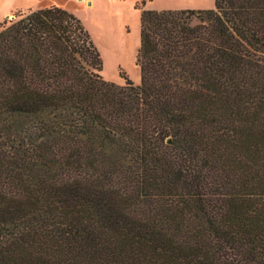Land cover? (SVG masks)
<instances>
[{
	"label": "trees",
	"instance_id": "trees-1",
	"mask_svg": "<svg viewBox=\"0 0 264 264\" xmlns=\"http://www.w3.org/2000/svg\"><path fill=\"white\" fill-rule=\"evenodd\" d=\"M140 5L138 85L62 8L0 23V264H264V0Z\"/></svg>",
	"mask_w": 264,
	"mask_h": 264
},
{
	"label": "rangeland",
	"instance_id": "rangeland-1",
	"mask_svg": "<svg viewBox=\"0 0 264 264\" xmlns=\"http://www.w3.org/2000/svg\"><path fill=\"white\" fill-rule=\"evenodd\" d=\"M211 10L214 0H0V23L30 10L62 8L78 18L88 31L102 59L99 73L106 81L124 84V71L135 85L140 83L135 65L139 48L142 10Z\"/></svg>",
	"mask_w": 264,
	"mask_h": 264
}]
</instances>
